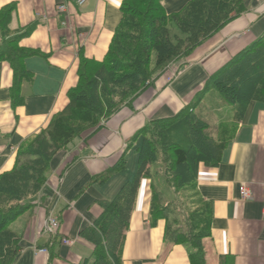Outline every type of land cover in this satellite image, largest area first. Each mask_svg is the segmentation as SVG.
Listing matches in <instances>:
<instances>
[{
    "label": "crops",
    "instance_id": "0c3cea01",
    "mask_svg": "<svg viewBox=\"0 0 264 264\" xmlns=\"http://www.w3.org/2000/svg\"><path fill=\"white\" fill-rule=\"evenodd\" d=\"M189 1L162 0L161 4L172 14ZM122 2L0 0V9L13 5L8 29L12 35L24 33L19 46L39 52L23 60L33 79L20 85V103L11 98L12 68L0 61V173L11 170L28 140L68 106V91L77 83L79 54L103 60L121 20ZM61 4L64 11L58 9ZM263 32L264 0H246L240 16L180 60L173 78L167 79V71L161 73L129 105L59 152L50 163L44 186L29 198L31 208L12 222V229L22 235L12 264H47L51 251L55 254L51 264H92L94 242L83 231L100 216L99 201L113 199L123 183L133 178L142 139L135 138L138 130L191 103L210 74ZM201 103L208 107L199 106V110L212 113L216 123L231 117L233 107L223 105L214 91ZM120 158L125 160L124 168L100 181ZM241 184L252 198H240ZM196 186L213 213L210 236L203 239L205 264H221L224 258L228 264H264V101L250 102L219 164L199 166ZM149 196L147 181L142 180L125 232L121 264H190L186 246L164 240V221L150 224ZM49 217L59 221L55 235L45 231ZM63 238L72 243L63 244Z\"/></svg>",
    "mask_w": 264,
    "mask_h": 264
},
{
    "label": "trees",
    "instance_id": "16d2710c",
    "mask_svg": "<svg viewBox=\"0 0 264 264\" xmlns=\"http://www.w3.org/2000/svg\"><path fill=\"white\" fill-rule=\"evenodd\" d=\"M161 2L123 0L121 20L103 60L95 61L79 54L77 83L68 91V106L51 118L47 128L28 140L18 152L11 170L0 173V264H12L20 251L22 235L9 225L31 208L29 198L44 186L52 159L75 138L98 127L102 120L106 121L121 103H130L170 62L188 57L246 9V0H190L178 12L167 14ZM143 4L144 11H139V15L128 7ZM12 10L13 5L0 9V61H7L12 68L11 98L14 103H20V85L33 79L23 60L39 52L19 46L24 33H10L8 24ZM133 15L140 18L131 26ZM171 26L184 36L174 37L172 41ZM131 28L136 37L125 42L126 29ZM150 59L153 70L148 66ZM209 91L219 95L223 105L233 107L228 120L216 123L212 113L199 110V106L207 109L208 105L201 102ZM252 101H264V32L210 74L191 103L171 117L148 121L138 130L135 138L141 136L142 139L137 148L133 178L123 183L113 199L99 201L100 216L93 227L83 231L94 242L92 264H121L125 232L142 180L150 182V224L163 220L164 240L186 246L190 264H205L203 239L210 236L213 213L210 203L197 190L198 168L219 164L224 146L233 138ZM159 163L165 167L169 188L185 189V181H190L189 190L195 196L192 203L196 209L187 207L181 213V221L171 216L173 209L163 203L162 193L149 175V168ZM189 165L191 168L186 174L184 169ZM124 166L125 160L120 158L100 181ZM54 257L51 251L47 264H51ZM222 262L228 264L226 258Z\"/></svg>",
    "mask_w": 264,
    "mask_h": 264
},
{
    "label": "rangeland",
    "instance_id": "374dc122",
    "mask_svg": "<svg viewBox=\"0 0 264 264\" xmlns=\"http://www.w3.org/2000/svg\"><path fill=\"white\" fill-rule=\"evenodd\" d=\"M128 7H131V9H133L134 11H136V14L139 15V11L142 12L144 11V8H145V5H139L138 7H134V6H129ZM142 10V11H141ZM143 13V12H142ZM139 16L137 17V15H133L131 16V26H134L135 24H137V21H139ZM172 29L169 30V34H170V38L172 41H174V37L175 38H179V37H182L184 35H182V33L177 30V28H175V26H171ZM125 28L122 29V31H124ZM126 31L128 32L127 37L124 39L125 42H127L129 39L131 41V38L133 39L134 37H136L135 35H133L132 33V28L131 29H126ZM126 32V33H127ZM134 32V31H133ZM7 34V33H6ZM111 42V41H110ZM130 43V42H129ZM110 45V43H109ZM128 44L124 45L126 48ZM107 53V52H106ZM186 58V57H185ZM185 58H182V57H178L177 59L173 60L172 62H170L167 66H165L163 68V70H161V73L167 71L168 72V78L167 79H171L173 78L179 71H178V68L180 67V65L182 63H180V60H183ZM180 63V64H179ZM173 64V66H171ZM149 67H151V70H153V61L150 59V62L148 64ZM160 73V74H161ZM158 74V76L160 75ZM157 76V77H158ZM156 77V78H157ZM155 78V79H156ZM150 85V84H149ZM147 87V86H146ZM145 87V88H146ZM144 88V89H145ZM140 93V92H139ZM135 97V96H134ZM134 99V98H133ZM132 99V100H133ZM132 100L130 101V103L132 102ZM130 103H121L120 104V108L118 110H116L115 112L119 111L124 105H129ZM104 123V120L101 121V124ZM100 124V126H101ZM213 133V131H212ZM172 135V134H170ZM180 138H183V136H180ZM167 148H165L166 150ZM137 158V157H136ZM190 165L187 166L185 169H184V172L187 174L190 170ZM149 175L151 176V179L153 180V182L155 183V185L157 186V190L159 192L162 193V200H163V203L164 204H169L170 205V208H172L173 212L171 213L172 215L171 216H174V217H177L180 221L182 220V217H181V213H183L185 211V209L188 207V209L190 208V210H193V209H196V205L192 203V199L193 197H195L193 194H191L190 190H191V186H190V181H185V185H187V187H185V189H182V187H178V190H175V189H171L169 188V185L168 183L166 182V172L164 171L165 170V167L164 165H162L161 163L157 164V165H154V166H151L149 168ZM147 181V190H148V193L150 194V190H149V180H146ZM190 189V190H189ZM150 197V196H149ZM184 201L186 202V204L184 203ZM191 202V203H190ZM194 211V210H193ZM22 214H20L18 217H20ZM16 219V218H15ZM14 219V220H15ZM13 220V221H14ZM12 221V222H13ZM12 222L10 223L9 227L12 228L11 226L13 225ZM47 222V221H46ZM46 231V230H45ZM47 233V232H46ZM48 234V233H47ZM112 237V236H111ZM22 239V238H21ZM94 244V243H93Z\"/></svg>",
    "mask_w": 264,
    "mask_h": 264
},
{
    "label": "built area",
    "instance_id": "2783aa9c",
    "mask_svg": "<svg viewBox=\"0 0 264 264\" xmlns=\"http://www.w3.org/2000/svg\"><path fill=\"white\" fill-rule=\"evenodd\" d=\"M76 2L78 5H83L86 2V0H76ZM58 9L60 11H64L65 5L64 4L59 5ZM239 195H240V198L243 200L252 198L251 191L246 187L245 184H241L239 186ZM262 211L264 214V206H263ZM58 227H59V221L56 217H49L47 219V222L45 224V230L48 234L55 235ZM61 241L63 244H66V245H70L72 243V240L67 239V238H63ZM41 251L45 252V249H41Z\"/></svg>",
    "mask_w": 264,
    "mask_h": 264
},
{
    "label": "bare ground",
    "instance_id": "6f19581e",
    "mask_svg": "<svg viewBox=\"0 0 264 264\" xmlns=\"http://www.w3.org/2000/svg\"><path fill=\"white\" fill-rule=\"evenodd\" d=\"M263 34V33H262ZM40 203V202H39Z\"/></svg>",
    "mask_w": 264,
    "mask_h": 264
}]
</instances>
